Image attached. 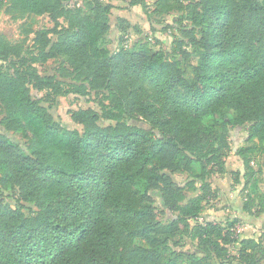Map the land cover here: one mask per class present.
Here are the masks:
<instances>
[{
	"label": "trees",
	"instance_id": "16d2710c",
	"mask_svg": "<svg viewBox=\"0 0 264 264\" xmlns=\"http://www.w3.org/2000/svg\"><path fill=\"white\" fill-rule=\"evenodd\" d=\"M72 1L0 0V10L54 23L28 28L27 46L0 36V264H263L264 232L235 227L264 216L261 169L252 164L264 155V0L179 5L180 35L168 51H111L103 40L115 6ZM130 4L145 8L144 0ZM116 19L122 34L141 31ZM51 60L57 73L42 74L38 66ZM70 94L98 99V110L70 111L81 130L54 112ZM245 123L242 168L231 172L246 197L244 217L225 227L204 216L218 198L209 178L227 172V125ZM196 164L193 179L176 181ZM184 236L202 256L172 247Z\"/></svg>",
	"mask_w": 264,
	"mask_h": 264
},
{
	"label": "rangeland",
	"instance_id": "374dc122",
	"mask_svg": "<svg viewBox=\"0 0 264 264\" xmlns=\"http://www.w3.org/2000/svg\"><path fill=\"white\" fill-rule=\"evenodd\" d=\"M105 2H110L115 6L114 12L111 16L112 27L110 32L105 36L103 40V45L110 49L111 51H115L122 47L130 48L134 44L144 45L148 48H163L168 50L172 49L173 40L176 35H180V33L175 29L177 25L175 24V19H178L182 12L179 10V5H187L193 1L199 0H144L145 8L141 6H132L130 4L131 0H104ZM72 5L74 6H82L85 5V0H73ZM122 13L129 19L132 26H138L140 28V32H137L134 28L130 29L125 34H122L116 29V21L117 14ZM150 15V18L148 17ZM62 21V26L67 25V21ZM54 23L51 21L48 15H30L24 18L18 17L16 13H9L6 9L0 10V36L6 38L7 40L13 43H21L23 41L28 40L26 42V46L31 43V35L28 38L26 31L28 28L32 29H40L44 26L53 27ZM166 25H171L169 28H166ZM173 25V26H172ZM196 60V59H195ZM17 61L11 58L9 62H7V66L13 67V62ZM58 63L54 61H49L44 65H39V69L42 74H54L57 73ZM34 95H45V92L38 93L33 91ZM94 108L99 109L98 99L94 94L90 97H84L77 94H70L65 96H60L58 98L57 107L54 109V112L58 114L62 121L71 128L82 129V126L73 122L70 116V111L79 108ZM216 118L223 120L220 115H215ZM227 117L229 119L233 118L232 111L227 113ZM212 118V117H211ZM142 124V122H139ZM249 127V123L245 124H228L227 125V133L230 141V153L226 158V166L227 162L229 163V167H234L236 163V151L242 147L243 145H248L247 139V130ZM3 130L0 127V132ZM17 138H22L21 135H17ZM254 163L253 167L260 168L261 172V189L264 191V155L257 152L253 155ZM228 169V168H227ZM200 171V166L195 165V172L193 173H176L174 174V178L179 183L185 184L187 181L193 179L195 173ZM219 177L222 178V184L225 185V190L223 191L222 186H218ZM226 175H218V173H214L209 180L212 183L217 192L221 193V199L216 202V199L210 200L208 203H205V218L211 217L215 221L222 223L225 227L231 226L230 223L238 217V210L241 209V201H244L246 197L240 191L235 198L231 197V191L233 189V185L231 186V182L225 179ZM199 183V182H198ZM198 185V184H197ZM238 189H240V186ZM236 188V187H235ZM227 190V192H226ZM200 194L199 191L189 192V197H194ZM153 197L156 200V207L158 217L161 220H166L167 215L161 213L162 211V198L158 191L152 192ZM233 200L234 202H232ZM230 201V202H229ZM230 203V204H229ZM28 203H25L27 207ZM236 208V209H235ZM26 213H28L27 208H25ZM237 213V214H236ZM203 216V217H204ZM166 217V218H165ZM244 217V216H239ZM239 224L235 227V233H240L244 235H258V232H254L253 223L249 221L247 218H242L239 220ZM256 228V227H255ZM175 249H182L188 251L189 255L193 253L197 256H202L203 254L197 249L196 240L192 239L191 236L182 237L179 246H172ZM233 255L236 253L235 250H232ZM211 260V261H210ZM209 262L212 264H218V259L215 257H211ZM264 264V263H263Z\"/></svg>",
	"mask_w": 264,
	"mask_h": 264
},
{
	"label": "crops",
	"instance_id": "0c3cea01",
	"mask_svg": "<svg viewBox=\"0 0 264 264\" xmlns=\"http://www.w3.org/2000/svg\"><path fill=\"white\" fill-rule=\"evenodd\" d=\"M123 17V18H126V19H128L123 13H122V11L119 13V14H117V17ZM129 20V19H128ZM236 156V163H235V165H234V167H229V163L227 162V172L226 173H224V174H220V173H218V175H226V177H224L226 180L228 179L230 182H231V186L233 185V179H232V174H231V172L232 171H237V170H240L241 168H242V162L240 161V159L238 158V156L237 155H235ZM217 185L218 186H222V188H223V191L225 190V185H223L222 184V178L221 177H219V183H217ZM236 187V188H235ZM233 189L234 190H232L231 191V194H230V196L231 197H233V198H235V196H237L238 195V193H240V189H238V186H234L233 187ZM220 192V191H219ZM219 192H217V194H218V198H216V202H218V200H220L221 199V196H222V194L221 193H219ZM226 192H227V190H226ZM232 202H234L233 200H231ZM230 202V201H229ZM230 204V203H229ZM242 204H243V201H241V209H239L238 210V212H239V216H244V214H243V212H242ZM236 209V208H235ZM237 214V213H236ZM248 220L249 221H251L252 223H253V225H252V227H253V230H254V232H258L257 234H259V233H261V232H264V216L261 218V219H249L248 218ZM256 225V226H255ZM256 227V228H255Z\"/></svg>",
	"mask_w": 264,
	"mask_h": 264
},
{
	"label": "built area",
	"instance_id": "2783aa9c",
	"mask_svg": "<svg viewBox=\"0 0 264 264\" xmlns=\"http://www.w3.org/2000/svg\"><path fill=\"white\" fill-rule=\"evenodd\" d=\"M254 163V162H253ZM203 218H201V220H202Z\"/></svg>",
	"mask_w": 264,
	"mask_h": 264
}]
</instances>
